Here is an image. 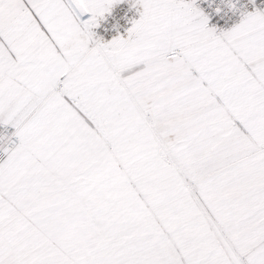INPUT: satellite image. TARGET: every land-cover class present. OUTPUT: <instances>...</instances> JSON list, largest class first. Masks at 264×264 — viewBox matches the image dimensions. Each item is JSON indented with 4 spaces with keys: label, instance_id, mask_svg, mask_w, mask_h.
I'll list each match as a JSON object with an SVG mask.
<instances>
[{
    "label": "snow or ice",
    "instance_id": "1",
    "mask_svg": "<svg viewBox=\"0 0 264 264\" xmlns=\"http://www.w3.org/2000/svg\"><path fill=\"white\" fill-rule=\"evenodd\" d=\"M119 2L0 0V264H264V7Z\"/></svg>",
    "mask_w": 264,
    "mask_h": 264
},
{
    "label": "built area",
    "instance_id": "2",
    "mask_svg": "<svg viewBox=\"0 0 264 264\" xmlns=\"http://www.w3.org/2000/svg\"><path fill=\"white\" fill-rule=\"evenodd\" d=\"M257 7L264 5V0H254ZM235 4L236 8L232 9L229 4ZM198 6L207 12L211 19L210 23L216 25L218 29H227L234 23L238 22L240 13L250 11L253 3L250 0H197ZM131 1H121L115 4L109 14L100 21L99 27L95 29L96 33L103 36L105 40H109L117 34L126 35V29L131 26V21L139 16L138 7H132ZM221 9L220 13L214 11L215 8ZM11 133L14 131L11 127L7 129L0 126V132ZM4 153L0 151V158Z\"/></svg>",
    "mask_w": 264,
    "mask_h": 264
},
{
    "label": "rangeland",
    "instance_id": "3",
    "mask_svg": "<svg viewBox=\"0 0 264 264\" xmlns=\"http://www.w3.org/2000/svg\"><path fill=\"white\" fill-rule=\"evenodd\" d=\"M121 1H131V2H133V0H120V2ZM138 7H139V5H137ZM140 9V8H139Z\"/></svg>",
    "mask_w": 264,
    "mask_h": 264
},
{
    "label": "crops",
    "instance_id": "4",
    "mask_svg": "<svg viewBox=\"0 0 264 264\" xmlns=\"http://www.w3.org/2000/svg\"><path fill=\"white\" fill-rule=\"evenodd\" d=\"M137 7H138V6H137ZM262 7H264V5H263ZM138 10H140L139 7H138ZM211 25H212V24L210 23V26H211Z\"/></svg>",
    "mask_w": 264,
    "mask_h": 264
}]
</instances>
